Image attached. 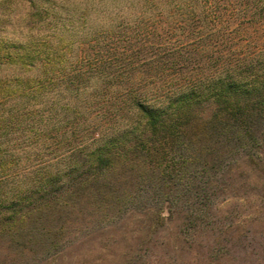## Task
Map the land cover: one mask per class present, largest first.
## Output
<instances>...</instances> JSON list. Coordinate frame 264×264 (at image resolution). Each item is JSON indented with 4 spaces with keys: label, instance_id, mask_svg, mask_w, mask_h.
<instances>
[{
    "label": "trees",
    "instance_id": "trees-1",
    "mask_svg": "<svg viewBox=\"0 0 264 264\" xmlns=\"http://www.w3.org/2000/svg\"><path fill=\"white\" fill-rule=\"evenodd\" d=\"M63 1L70 2L0 0V236L27 214L64 204L80 187L104 182L120 164L143 159L155 187L129 200L147 205L160 200L169 216L181 215L180 236L205 237L186 264H264V235L237 233L239 215L216 211L242 160L264 166V46L223 50L199 73L178 63L184 53L170 57L181 73L163 80L155 94H133L128 104L133 118L123 129L67 157L28 171L21 167L23 158L38 159V145L47 144L49 132L40 128L52 123L47 95L56 81L52 74L74 50L57 28L62 14L73 10ZM18 10L23 13L14 22ZM205 42L202 52L209 49ZM19 139L35 141L24 156L13 150L12 141ZM157 217L159 227L166 222L164 208Z\"/></svg>",
    "mask_w": 264,
    "mask_h": 264
},
{
    "label": "rangeland",
    "instance_id": "rangeland-1",
    "mask_svg": "<svg viewBox=\"0 0 264 264\" xmlns=\"http://www.w3.org/2000/svg\"><path fill=\"white\" fill-rule=\"evenodd\" d=\"M62 4L73 10L60 15L63 25L57 28L74 50L52 74L56 81L47 94L52 123L40 128L49 132L47 144L38 145V159L23 158L21 167H28L27 171L123 129L133 118L128 105L133 94H155L163 80L181 73L170 57L184 53L178 63L184 61L191 73H199L209 68L207 59L223 50L237 48L241 53L264 46V0H70ZM22 13L16 11L12 20ZM215 37L217 41H208ZM203 40L208 44L206 52L199 49ZM48 106L40 108L48 110ZM12 143L13 150L24 156L23 149L32 148L35 141ZM146 163L137 159L120 164L104 182L80 187L64 204L27 214L11 233L0 236V264H186L197 255V244L205 243V237L180 236L181 215L169 216L167 204L160 200H149L148 205L129 200L130 194L147 195L155 187ZM238 166L233 172L236 180H229L232 185L216 211L224 217L233 211L239 215L235 232L262 236L264 166L246 160ZM161 208L166 222L156 227Z\"/></svg>",
    "mask_w": 264,
    "mask_h": 264
}]
</instances>
